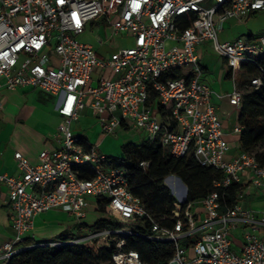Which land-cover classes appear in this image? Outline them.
Here are the masks:
<instances>
[{
  "label": "built area",
  "instance_id": "built-area-1",
  "mask_svg": "<svg viewBox=\"0 0 264 264\" xmlns=\"http://www.w3.org/2000/svg\"><path fill=\"white\" fill-rule=\"evenodd\" d=\"M261 12L264 0H0V82L9 90L32 88L57 97L61 118L56 149L42 151L37 165L15 152L19 175L0 173L12 231L0 245V264H11L18 253L37 246L25 243L37 215L59 209L80 224L91 202L97 210L98 198L108 200L107 218L121 226L91 229L69 243L97 241L115 247V264H144L137 252L123 250L125 239L134 235L129 226L148 217L130 192L127 171L109 165L104 153L84 145L71 131L87 106L98 114L103 134L112 135L117 128L142 132L145 142L160 145L171 157L191 156L200 167L219 171L222 178L215 188L244 187L233 206L224 205L214 191L185 208L186 196L177 202L170 227L151 220L150 234L142 236L173 248L166 264H264V164L255 152L230 155L212 101L215 93L203 81L198 55V49H210L227 70L253 62L259 74L250 85L259 88L264 82V67L258 64L264 58V33L229 41L219 36L226 22L245 23ZM93 26L107 34L106 41L97 38L100 47L118 37L132 38L135 44L99 56L78 40ZM182 67H190L191 75L170 77ZM242 95L234 86L225 97L240 109ZM243 130L237 122L232 134ZM257 149L264 151V142ZM148 165L140 163L142 169ZM80 168L94 176L82 178ZM246 194L259 197L262 206L249 207Z\"/></svg>",
  "mask_w": 264,
  "mask_h": 264
},
{
  "label": "trees",
  "instance_id": "trees-1",
  "mask_svg": "<svg viewBox=\"0 0 264 264\" xmlns=\"http://www.w3.org/2000/svg\"><path fill=\"white\" fill-rule=\"evenodd\" d=\"M258 64L264 67V58H260ZM258 70V66L253 62H240L234 70L228 69L226 76L235 81L237 76L241 77L240 82L236 81V88L243 93L238 124L244 130L238 138L239 151L255 152L257 160L264 164V151L259 152L257 149L264 142V82L259 88L250 85V80L259 74ZM169 75L172 78L191 75V68L182 67ZM82 143L85 145L84 141ZM121 148L124 155L119 158L110 157L109 164L127 171L130 192L139 199L148 216L129 226L134 235L125 239L123 250L137 252L144 264H166L173 254L170 245L142 236L150 234L151 220L167 227L174 222L171 214L177 202L164 184L167 177L176 176L185 185L186 198L183 208L187 203L198 202L214 191L219 194L224 205L233 206L244 190L239 184H232L225 189L215 188L214 182L222 178L219 171L200 167L191 156L173 158L158 144L141 141L127 143ZM141 162L148 163V167L142 169ZM79 171L82 178L91 179L94 176V172L88 168H80ZM96 205L98 219L90 226L93 230H112L121 226L115 220L107 218V199H96ZM81 238L83 237L78 234L60 233L53 241L63 243L62 245L39 246L40 243H34L37 246L18 253L11 264H115L114 246H99L97 241L90 243L86 240L69 243ZM25 243L29 245L32 241L27 239Z\"/></svg>",
  "mask_w": 264,
  "mask_h": 264
},
{
  "label": "crops",
  "instance_id": "crops-1",
  "mask_svg": "<svg viewBox=\"0 0 264 264\" xmlns=\"http://www.w3.org/2000/svg\"><path fill=\"white\" fill-rule=\"evenodd\" d=\"M262 13L264 12L257 13L252 17H256ZM251 18L245 23L234 20L226 22L223 25L221 34L224 32L226 24L232 29L236 26L246 24ZM262 33H264V30L255 33L249 31V34L252 35ZM198 55L203 69V81L215 93L212 101L216 105L217 111L222 118L226 139L229 144L234 141L238 143L239 136L233 135L232 131L234 125L238 122L239 109L231 106L225 97L233 90L234 86L237 87V83L235 79L226 76L227 69L223 62L210 49L200 48L198 49ZM57 104V97L47 96L40 90L32 88L9 90L0 82L1 174L8 176L19 175V170L13 158L15 152H20L30 164L37 165L39 163V154L42 151H52L58 147L54 136L61 121L57 113ZM80 120H83L84 125L91 120H96V123L91 127L89 125L88 127L82 128L76 126L74 128L71 127V131L81 137L85 145L94 147L100 153L105 152V146L103 144L105 143L109 147V139H107L109 135L102 133L98 123V114L87 106L80 113V117L76 123ZM94 132L97 133L95 138H93ZM131 132L138 133L135 130L117 128L114 131V135H124ZM230 155H235V153L230 151ZM106 156L108 159L110 157L113 158L109 154ZM167 178L180 180L176 176H169ZM171 179L168 181V185L172 181ZM247 205L251 208L259 209L262 206V202L259 197L253 196ZM10 213L11 209L7 189L5 186L0 185V245L8 241L12 236L9 219ZM96 219H98V215L95 202H91L90 210L80 224L73 215L59 209H54L47 213L39 214L34 218L33 229L27 239L31 240L32 243H43L51 240L52 242L48 243L53 244L55 243L53 240L60 233L78 234L85 237L87 231L92 229L90 226Z\"/></svg>",
  "mask_w": 264,
  "mask_h": 264
},
{
  "label": "rangeland",
  "instance_id": "rangeland-1",
  "mask_svg": "<svg viewBox=\"0 0 264 264\" xmlns=\"http://www.w3.org/2000/svg\"><path fill=\"white\" fill-rule=\"evenodd\" d=\"M264 30V13L259 14L256 17H252L246 24H242L240 26H236L234 28H229L228 24H226L224 28V32L219 36L221 41L225 40H233L236 37L240 35H246L250 32H257ZM97 38H100L103 41H106L107 34L103 32L102 29H98L97 26H93L90 32H86L84 35L78 38L80 42L87 43L91 46H93L99 56H109L111 53L116 51L118 48H128L134 46L135 42L132 38H126V37H118L114 38L111 42L105 44V46L100 47L97 44ZM96 73H99L98 71ZM107 76L109 73H106ZM241 77L237 76L236 81L240 82ZM96 123V120H91L89 123L85 124L83 123V120H80L79 122H73L71 127H91L93 124ZM93 138L96 137V132L93 133ZM144 134L142 132H138L137 134L135 132H131L129 134H112L109 135L107 139H109L108 146L104 143L105 146V152H103L105 155H110L113 158H119L124 155L122 151V145H125L127 142L132 143H140L143 141ZM107 143V142H106ZM230 151L232 153L237 154L239 152V145L237 141H234L233 143L229 144ZM175 180V190L176 193L171 189V187L168 185L167 178L164 180L165 186L171 191L172 195L175 197L176 202H180L181 199H183L186 196V187L185 185L178 179L172 178ZM179 185V187H178ZM246 193H248L247 190H245ZM252 195L246 194L244 197L245 203L249 204L250 200L252 199ZM235 240L241 239V231L237 230L234 232ZM47 242H51V240H48L46 242L40 243L41 245L46 244ZM50 244V243H48Z\"/></svg>",
  "mask_w": 264,
  "mask_h": 264
},
{
  "label": "bare ground",
  "instance_id": "bare-ground-1",
  "mask_svg": "<svg viewBox=\"0 0 264 264\" xmlns=\"http://www.w3.org/2000/svg\"><path fill=\"white\" fill-rule=\"evenodd\" d=\"M178 187H179V185H178Z\"/></svg>",
  "mask_w": 264,
  "mask_h": 264
}]
</instances>
